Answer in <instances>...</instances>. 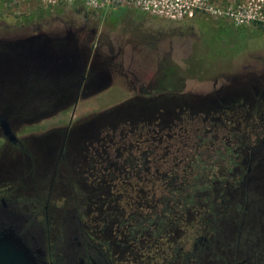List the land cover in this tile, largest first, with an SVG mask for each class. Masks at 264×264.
Returning <instances> with one entry per match:
<instances>
[{
  "label": "flooded vegetation",
  "instance_id": "af4514ba",
  "mask_svg": "<svg viewBox=\"0 0 264 264\" xmlns=\"http://www.w3.org/2000/svg\"><path fill=\"white\" fill-rule=\"evenodd\" d=\"M71 14L85 22L23 23L0 32V151L8 145L36 147L42 134L33 127L45 116H63L50 141L57 154L37 162L29 180L0 169V239L22 251L31 264H218L228 231L224 224L245 222L261 200L257 183L264 181V150L252 145L260 141L264 147V105L222 113L224 136L216 122L205 127L202 119L188 118V106L194 105L189 104L186 78H179L184 83L178 89L172 85L171 47L150 80L146 74L131 76L133 96L116 103L147 106V111L138 110L135 125L121 126L114 136L106 133L113 124L106 123L96 140H81L87 154H80L72 150L73 138L86 121L77 118V109L107 91L112 76L102 64L107 60L93 54L96 45L87 38L97 34L100 15L75 7ZM133 30L148 42V29ZM192 95L197 110L203 109L198 94ZM4 125L15 141L4 135ZM112 138L115 150L108 149ZM194 141L195 151L188 152ZM202 142L211 147L205 150ZM82 163L75 176V164ZM193 172L201 176L196 187L211 198L199 201L191 191ZM80 178L85 180L83 193L76 181ZM189 195L196 196L193 202L188 203ZM97 205L100 209L91 208ZM139 217H148L146 229L140 230ZM130 222L133 230L126 227ZM160 222L169 230H159ZM93 226L104 235L130 239L131 251L112 258L109 242L100 246L90 237Z\"/></svg>",
  "mask_w": 264,
  "mask_h": 264
},
{
  "label": "rangeland",
  "instance_id": "374dc122",
  "mask_svg": "<svg viewBox=\"0 0 264 264\" xmlns=\"http://www.w3.org/2000/svg\"><path fill=\"white\" fill-rule=\"evenodd\" d=\"M186 1L198 6L194 8L193 18L170 20L165 16L130 8L102 10L86 7L82 3L45 4L41 0H0V32L6 28H17L23 23L58 24L72 18L84 23V20L69 15L71 7L83 8L100 15L97 34L87 38H91L92 45H96L93 54L101 56L103 62L108 61L102 64L109 66L108 77H112L106 85L107 91L101 94L98 92L86 101L90 105L79 106L77 109V118L86 121L79 125L81 127H76L73 138L72 150L82 151L80 154H87V150L81 147L83 138L94 140L93 137L97 135V139L101 134L100 129L108 123L113 126L107 127L106 133L111 132L114 136L121 126L124 130L127 124L135 125L134 119L137 118L138 110L147 111V106H116V103L133 96L135 87L130 83L131 76L146 74L150 80L158 70L162 57L169 54L171 47L173 57L170 66L171 70L176 72L172 85L177 84L174 88L178 89L180 84L184 83H180L179 78H186L187 91L191 94L188 97L189 104L194 105L188 106V118L202 119L205 127L208 121L212 124L216 122L220 126L219 134H227L228 131L223 130V127H227L223 125L222 113L234 107L241 111L242 106L252 105L255 109L260 107V103L264 105V22L250 21L240 24L235 16L227 15L226 12L238 11L236 15L240 16L238 13L248 8L253 13L262 12L264 15V0H183L180 5ZM111 11L113 12L107 20V14ZM113 21L114 25L111 24ZM131 28L148 29L151 33L148 38L151 47L146 46L148 42H143L138 33L130 31ZM112 58H116L114 63L109 62ZM192 94H198V102L203 101V109L201 107L197 110ZM199 111L203 112L202 118ZM60 117L63 116H45L42 123L33 127L40 131L38 134H42L36 147L27 143L25 148L8 145L1 150L0 169L4 172H19L25 180H29L32 167L36 168L37 162L40 164L41 161L53 159L57 154L55 144L52 145L50 141L57 132L56 125ZM68 118L69 116L65 122ZM30 129L28 127V130ZM28 134H32V131ZM112 139L109 141V150H115L113 145L116 144V138ZM195 144V141L188 143V152L195 151ZM202 144L205 150L211 147L208 142ZM260 144V141H255L252 147L264 150L263 146L260 148ZM260 162L264 163L262 160ZM258 165L259 163L256 166ZM83 166V163L75 164V176H78L80 171L77 167ZM263 166L261 164V168ZM191 176L194 179L189 186L191 191L196 192L198 200L211 198L210 193L199 190L195 185L200 183L201 176L196 175V172L191 173ZM76 181L83 193L85 180L80 178ZM257 188L261 190V200L254 208L252 216H248L245 222L234 220L224 224L228 231L223 235L225 243L220 244L218 264H237L243 261H247L244 264H264V181L258 182ZM195 198V195H189L188 203L193 202ZM91 208L100 209L98 205ZM139 218L142 219L138 224L140 230L146 229L148 217ZM132 223L126 225L127 229L133 230ZM158 225L159 230H169L166 222H160ZM94 229L90 237L100 246L104 241L109 242L112 258L117 252L125 257V254L131 251V241L125 240V236L111 237L104 235V230L100 232L96 227ZM147 234L148 232H142L141 235ZM225 244H228V249ZM114 262L117 264V261Z\"/></svg>",
  "mask_w": 264,
  "mask_h": 264
},
{
  "label": "built area",
  "instance_id": "2783aa9c",
  "mask_svg": "<svg viewBox=\"0 0 264 264\" xmlns=\"http://www.w3.org/2000/svg\"><path fill=\"white\" fill-rule=\"evenodd\" d=\"M45 4H59V3H82L86 7L92 9H120L130 8L133 10H139L145 13L165 16L170 20H181L184 18H193L194 8L198 7L192 2L186 1L185 4H181L183 0H41ZM220 10H217L219 12ZM228 10L227 15L235 16L240 24L248 23L250 21L264 22V15L262 12L253 13L250 9L246 8L240 11Z\"/></svg>",
  "mask_w": 264,
  "mask_h": 264
},
{
  "label": "water",
  "instance_id": "95a60500",
  "mask_svg": "<svg viewBox=\"0 0 264 264\" xmlns=\"http://www.w3.org/2000/svg\"><path fill=\"white\" fill-rule=\"evenodd\" d=\"M3 133L11 141H15L14 135L8 125L3 126ZM0 264H31L22 251H19L12 244L0 239Z\"/></svg>",
  "mask_w": 264,
  "mask_h": 264
}]
</instances>
